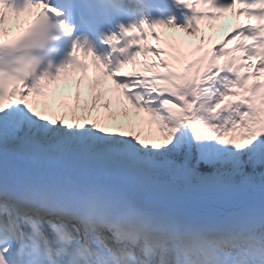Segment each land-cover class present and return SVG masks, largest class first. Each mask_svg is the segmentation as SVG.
<instances>
[{
	"label": "snow or ice",
	"instance_id": "6c2138e0",
	"mask_svg": "<svg viewBox=\"0 0 264 264\" xmlns=\"http://www.w3.org/2000/svg\"><path fill=\"white\" fill-rule=\"evenodd\" d=\"M185 2L184 26L124 30L115 71L75 46L31 85L0 71V264H264V0ZM44 7L0 0V30Z\"/></svg>",
	"mask_w": 264,
	"mask_h": 264
},
{
	"label": "clouds",
	"instance_id": "9594fccd",
	"mask_svg": "<svg viewBox=\"0 0 264 264\" xmlns=\"http://www.w3.org/2000/svg\"><path fill=\"white\" fill-rule=\"evenodd\" d=\"M24 3L22 6L16 8H23ZM44 4L46 7L42 8L38 15L24 17V24L26 26L22 27L11 38L6 39L5 31L0 30V71L12 67L20 60L30 63L32 70H34L35 59L31 55L30 50L36 46L35 37L43 27L45 13L48 11L55 12V9L51 8L49 4L46 2ZM117 43H119L118 40ZM81 51L85 52L83 49ZM88 52L92 56H95L91 51ZM59 70H57V73Z\"/></svg>",
	"mask_w": 264,
	"mask_h": 264
}]
</instances>
